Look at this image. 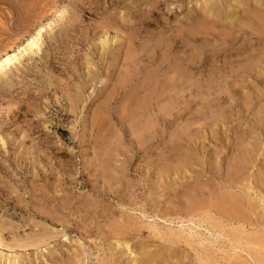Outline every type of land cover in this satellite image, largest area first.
<instances>
[{"label": "rangeland", "instance_id": "1", "mask_svg": "<svg viewBox=\"0 0 264 264\" xmlns=\"http://www.w3.org/2000/svg\"><path fill=\"white\" fill-rule=\"evenodd\" d=\"M260 14L264 0H0V264H129L127 243L163 250L166 228L194 231L191 252L172 245L185 264H264L263 207L245 226L187 217L245 152L263 159Z\"/></svg>", "mask_w": 264, "mask_h": 264}, {"label": "bare ground", "instance_id": "2", "mask_svg": "<svg viewBox=\"0 0 264 264\" xmlns=\"http://www.w3.org/2000/svg\"><path fill=\"white\" fill-rule=\"evenodd\" d=\"M244 1V0H243ZM254 1V0H253ZM222 2H223V0H222ZM232 3V2H231ZM261 3V2H260ZM221 4V3H220ZM224 4V3H223ZM229 5V4H228ZM223 6V5H222ZM206 7V6H205ZM218 8V7H217ZM240 8V7H239ZM225 10V9H224ZM223 11V10H222ZM228 11V10H227ZM261 13V12H260ZM211 14V13H210ZM263 15V14H262ZM261 14L259 15V16H262ZM236 16V15H235ZM228 17V16H227ZM230 17V16H229ZM263 18H264V16H262ZM231 18V17H230ZM236 18V17H235ZM262 19V18H261ZM264 20V19H263ZM262 27V26H261ZM242 28H243V26H242ZM110 31V30H109ZM202 31V30H201ZM230 31V30H229ZM191 32V31H190ZM218 32V31H217ZM189 33V32H188ZM183 34V33H182ZM230 34V33H229ZM193 35V34H192ZM192 35H191V37H192ZM253 35V34H252ZM257 35H259V34H257ZM262 34H260V36H261ZM189 36V35H188ZM227 36H229V35H227ZM262 36H264V35H262ZM119 37V36H118ZM230 38V37H229ZM261 39V38H260ZM123 40V39H122ZM34 45V44H33ZM163 45V44H162ZM166 45V44H165ZM30 49V48H29ZM36 49V48H35ZM31 50V49H30ZM198 50V49H197ZM38 52V51H37ZM253 53H254V51H253ZM6 55V54H5ZM136 55V54H135ZM137 57H139V56H137ZM252 57V56H251ZM245 58H247V57H245ZM11 59V58H10ZM139 59V58H138ZM6 60V59H5ZM5 62V61H4ZM258 62V61H257ZM256 62V63H257ZM128 63V62H127ZM175 63V62H174ZM130 65V64H129ZM139 66V65H138ZM253 66V65H252ZM256 66V65H255ZM191 67H192V65H191ZM136 68H137V66H136ZM255 68V67H254ZM130 69V68H129ZM170 69V68H169ZM175 69V68H174ZM256 69V68H255ZM259 69V68H258ZM133 71V70H132ZM173 71V70H172ZM171 71V72H172ZM241 71V70H240ZM256 71V70H255ZM157 72V71H156ZM168 72V71H167ZM159 73V72H158ZM180 73V72H179ZM214 74V73H213ZM218 74V73H217ZM234 74V73H233ZM236 74V73H235ZM244 74V73H243ZM247 74V73H246ZM253 75V74H252ZM236 76V75H235ZM176 77V76H175ZM239 77V76H238ZM250 77V76H249ZM173 78V77H172ZM211 78H213V77H211ZM244 78V77H243ZM255 78V77H254ZM227 79V78H226ZM232 79V78H231ZM241 79V78H240ZM180 80V79H179ZM182 80V79H181ZM139 81V80H138ZM143 81V80H142ZM177 81V80H176ZM214 81V80H213ZM228 81V80H227ZM147 82V81H146ZM171 82V81H170ZM174 82V81H173ZM183 82V81H182ZM196 82V81H195ZM172 83V82H171ZM170 83V84H171ZM189 83V82H188ZM211 83V82H210ZM220 83V82H219ZM145 84V83H144ZM169 84V85H170ZM182 84V83H181ZM221 84V83H220ZM243 84V83H242ZM247 84V83H246ZM246 84H244V85H246ZM253 84V83H252ZM251 84V85H252ZM175 85V84H174ZM176 85H178V84H176ZM187 85V84H186ZM214 85V84H213ZM250 85V86H251ZM249 86V85H248ZM154 87H156V85L154 86ZM187 87V86H186ZM185 87V88H186ZM192 87H194V86H192ZM223 87V86H222ZM228 87V86H227ZM246 87V86H245ZM224 88V87H223ZM233 88V87H232ZM243 88V87H242ZM252 88V87H251ZM157 89V88H156ZM248 89V88H247ZM246 89V90H247ZM253 89V88H252ZM257 90H258V88H256ZM149 90V89H148ZM174 90H176V89H174ZM233 90V89H232ZM236 90V89H235ZM147 91V90H146ZM162 91V90H161ZM227 91V90H226ZM225 91V92H226ZM248 91V90H247ZM160 92V91H159ZM173 92V91H172ZM232 92V91H231ZM238 92V91H237ZM227 93V92H226ZM251 93V92H250ZM249 93V94H250ZM260 93H262V92H260ZM144 94V93H143ZM169 94H170V92H169ZM225 94V93H224ZM233 94H236V91H234L233 92ZM160 95V94H159ZM163 95V94H162ZM161 95V96H162ZM166 95V94H165ZM227 95V94H226ZM261 95V94H260ZM177 96V95H176ZM175 96V97H176ZM231 96V95H230ZM141 97V96H140ZM236 97V96H235ZM251 97V96H250ZM249 97V98H250ZM156 98V97H155ZM244 98H245V96H244ZM157 99H159V98H157ZM237 99V98H236ZM250 99H252V98H250ZM215 100V99H214ZM232 100H234V99H232ZM246 100H247V98H246ZM246 100H244L243 99V101H245L246 103L248 102V101H246ZM236 101V100H235ZM254 101V100H253ZM133 103V102H132ZM154 103V102H153ZM244 102H242V104H243ZM149 104H150V102H149ZM245 104V103H244ZM143 105V104H142ZM141 105V106H142ZM145 107V106H144ZM147 107V106H146ZM150 107V106H149ZM243 107V106H242ZM229 108V107H228ZM231 108V107H230ZM137 109V108H136ZM164 109V108H163ZM263 109V108H262ZM130 110V109H129ZM176 110V109H175ZM158 111V110H157ZM140 112V111H139ZM138 112V113H139ZM149 113V112H148ZM161 113V112H160ZM260 113V112H259ZM126 114V113H125ZM144 114V113H143ZM124 115V114H123ZM161 115V114H160ZM123 117V116H122ZM143 117V116H142ZM126 118H127V116H126ZM124 119V118H123ZM122 119V120H123ZM161 119V118H160ZM164 119V118H163ZM139 121V120H138ZM226 121V120H225ZM151 122V121H150ZM210 123V122H209ZM216 123V122H215ZM222 124V123H221ZM155 125V124H154ZM205 126V125H204ZM208 126V125H207ZM215 126V125H214ZM224 127V126H223ZM226 127V126H225ZM216 128V127H215ZM215 128H213L212 130H214ZM227 128V127H226ZM152 130V129H151ZM150 130V131H151ZM188 130V129H187ZM216 130V129H215ZM263 130V129H262ZM224 131V130H223ZM183 132H185V131H183ZM214 132V131H213ZM142 134V133H141ZM140 134V135H141ZM215 134V133H214ZM183 135V134H182ZM186 135V134H185ZM211 135V134H210ZM188 136V135H187ZM185 137V136H184ZM214 137V136H213ZM224 137V136H223ZM118 138V137H117ZM186 138V137H185ZM219 138V137H218ZM139 139V138H138ZM256 139V138H255ZM254 139V140H255ZM140 141V140H139ZM172 141H174V140H172ZM215 142V141H214ZM219 142V141H218ZM217 141H216V143H218ZM256 142V141H255ZM260 144H262V143H260ZM184 146V145H183ZM190 146V145H189ZM253 147H254V145H252ZM257 146V145H256ZM178 147V146H177ZM176 147V148H177ZM261 147V146H260ZM180 148V147H179ZM178 148V149H179ZM186 148V147H185ZM225 148V147H224ZM234 148V147H233ZM262 148V147H261ZM258 149V148H257ZM256 148H251L250 150H248L247 152H245V154H244V156L245 157H243L242 158V156H240V158H239V160L236 162V163H234L233 164V168L232 167H230L229 169H228V173H227V178H225L226 179V183H224V189H222V190H218L217 192H213V194H211V197H210V199H208L209 200V202H208V204H201V203H197V204H195V205H193V207H192V205L190 206L191 208H193L194 210H196V212H193V213H190V214H188V216L187 217H189V222H193V218H195V217H202V215L203 214H209V213H211V212H214L215 214H216V216H218L220 219H223V220H226V221H228V222H236V223H238L237 225H239L240 223H247V220L249 219V217H246V215H245V213L246 212H249L250 210H252V209H261L262 207L264 208V193H262V191L261 192H259L258 190H257V188L258 187H260L259 188V190H261V188L262 189H264V164H262L261 165V163H259L258 162V159L259 158H261V157H259L260 155L258 154V151H256L257 150ZM185 150V149H184ZM259 150H261L260 148H259ZM182 151V153H183V149L181 150ZM217 152V151H216ZM260 152H264L263 150L262 151H260ZM189 153V152H188ZM191 153V152H190ZM213 153V152H212ZM219 153V152H218ZM108 154V153H107ZM193 154V153H192ZM112 155V154H111ZM178 154H176V156H177ZM179 155H180V153H179ZM182 156V155H181ZM180 156V157H181ZM184 156V155H183ZM196 156V155H195ZM194 156V157H195ZM261 156H263V159H259V160H263L264 161V153L261 155ZM105 157V156H104ZM110 157V156H109ZM108 157V158H109ZM114 157V156H113ZM188 157V156H187ZM218 157V156H217ZM259 157V158H258ZM111 159V158H110ZM193 159V158H192ZM109 160V159H108ZM180 161V160H179ZM183 161V160H182ZM185 161V160H184ZM188 161V160H187ZM195 161V160H194ZM231 161V160H230ZM236 161V160H235ZM188 162H190V161H188ZM193 162V161H192ZM262 162V161H261ZM104 163V162H103ZM178 163V162H177ZM180 163H182V162H180ZM179 163V164H180ZM214 163H215V161H214ZM108 164V163H107ZM111 164V163H110ZM110 164H108V165H110ZM186 164H190V163H187L186 162ZM193 164H194V162H193ZM231 164V163H230ZM105 165V164H104ZM195 165V164H194ZM213 165V164H212ZM216 165V164H215ZM210 166V165H209ZM219 166H220V164H219ZM230 166V165H229ZM182 167V166H181ZM185 167V166H184ZM186 167H187V165H186ZM189 167V166H188ZM212 167V166H211ZM214 167V166H213ZM216 167V166H215ZM106 168V167H105ZM104 167H103V169H105ZM179 168V167H178ZM171 169V168H170ZM188 169V168H187ZM217 169V168H216ZM221 169V168H220ZM251 169H256L257 170V172L253 175V174H251V179L253 180V182L252 183H254V186H248V185H250V184H244V180H243V178H240V176H242V175H244V173H248V172H250L251 171ZM108 171H109V169H107ZM179 170H181V169H179ZM193 170V169H192ZM172 171V170H171ZM170 171V172H171ZM175 171V170H174ZM178 171V170H177ZM176 171V172H177ZM187 171H189V169L187 170ZM213 171H214V169H213ZM181 172V171H180ZM218 172V171H217ZM253 172V171H252ZM167 173V172H166ZM251 173V172H250ZM172 174V173H171ZM188 174V173H187ZM246 174L244 175V176H246ZM249 174V173H248ZM164 175V174H163ZM162 175V176H163ZM250 175V174H249ZM172 176V175H171ZM243 176V177H244ZM170 177V176H169ZM178 177V176H177ZM184 177V176H183ZM182 177V178H183ZM197 177V176H196ZM189 178H191V176L189 177ZM246 178V177H245ZM250 178V177H249ZM175 179H176V177H175ZM188 179V178H187ZM177 180H179V179H177ZM246 180V179H245ZM251 180V181H252ZM250 181V180H249ZM171 182V181H170ZM185 182V181H184ZM161 184V183H160ZM175 184H176V182H175ZM220 184V183H219ZM239 185H240V187L241 188H239ZM215 188H216V186H215ZM206 189V188H205ZM235 189H237V190H241L242 189V191H243V193H236L234 190ZM198 190V189H197ZM202 190V189H201ZM207 191V190H206ZM241 191V192H242ZM239 192V191H238ZM188 193V192H187ZM190 193V192H189ZM188 193V194H189ZM201 195V194H200ZM187 196V195H186ZM186 196H185V198H186ZM205 197H207V196H205ZM192 198V197H191ZM199 198H200V196H199ZM207 198H209V197H207ZM206 199V198H205ZM195 200H196V197H195ZM194 200V201H195ZM202 200H204L203 199V196H202ZM207 200V199H206ZM171 201V200H170ZM193 201V203H195ZM171 203V202H170ZM187 205H189V204H187ZM160 208V207H159ZM166 209V208H165ZM175 209V208H174ZM174 209H173V211H174ZM171 210V209H170ZM170 210H169V212H170ZM178 210V209H177ZM263 211V210H262ZM262 211L261 212H259V213H262ZM187 212V211H186ZM168 213V212H167ZM166 213V214H167ZM174 213V212H173ZM213 213V214H214ZM169 214V213H168ZM176 214H177V212H176ZM181 214V213H180ZM250 214H251V212H250ZM254 214V213H253ZM179 215V214H178ZM205 215V216H206ZM249 215V214H248ZM264 215V214H263ZM159 216V215H158ZM255 216V215H254ZM49 217V216H48ZM187 217H184V218H187ZM165 218V217H164ZM170 218V217H169ZM203 218V217H202ZM214 218V217H213ZM257 218V217H256ZM163 219V218H162ZM166 219V218H165ZM175 219H178V218H176L175 217ZM200 218H198L197 219V221L199 220ZM206 219V218H205ZM182 220V219H181ZM181 220H179V221H181ZM204 220V219H203ZM208 220V219H207ZM206 220V221H207ZM250 220V219H249ZM252 220V219H251ZM258 220V219H257ZM165 221V220H164ZM187 221V220H186ZM217 221V220H216ZM256 221V220H255ZM168 222V221H167ZM181 222H183V220L181 221ZM195 222V221H194ZM199 222V226H201L202 224H203V222H200V220L198 221ZM211 222H213L214 223V219H212L211 220ZM217 222H219V221H217ZM253 222V221H252ZM213 223H212V225H213ZM257 223V222H256ZM192 224V223H191ZM201 224V225H200ZM208 224H211V223H208ZM219 224V223H218ZM223 224V223H222ZM243 224H241L240 226H242ZM250 224H252L251 222H250ZM250 224H248V225H250ZM111 225V224H110ZM215 226H216V224H214ZM227 225V224H226ZM230 225V224H229ZM263 225V224H262ZM118 226H120V225H118ZM206 226V225H205ZM244 226H245V224H244ZM211 227V226H210ZM235 227V226H234ZM243 227V226H242ZM134 228H135V226H134ZM138 228V227H137ZM160 228V227H159ZM162 228V227H161ZM206 228V227H205ZM208 228V227H207ZM217 228H219V230L220 229H223V227H222V225H217ZM241 227H239L238 229H240ZM125 229H126V227H125ZM154 229V228H153ZM170 228H168V230H167V228H166V231H162V233H159V230H156V234L157 233H159L158 234V236L160 235V237H158V238H162V240H163V243H165V245H167L168 244V246H166L163 250H158V249H160V247L161 246H157L156 247V249H155V251H154V249L153 248H151V249H153V251L151 252L150 250L149 251H147V246H145V245H143V248H141V251L140 252H138V254L136 253V251H138V250H136L135 251V249L134 250H132L131 248H130V246H129V243H127L126 244V254L124 255L122 252V254L127 258V261H128V263L129 264H185V261H189L190 263H191V261L190 260H192V259H190V257H188L187 256V254H184V252L183 253H181L180 251V253H178V249L176 250L174 247H172V245L173 246H175L176 247V245L178 244H187L188 245V247L190 246V247H192V245L193 244H195V242L193 241V237H192V234H194L193 232H192V234H190L189 233V235H187L188 237H184V235H183V233L184 232H181L180 230H178V231H180V232H178V231H174V229L173 230H169ZM212 229V228H211ZM6 230H7V227H5L3 224H1L0 225V231L1 232H6ZM109 230H111V229H109ZM116 230V229H115ZM114 230V231H115ZM128 230V229H127ZM131 230V229H130ZM155 230V229H154ZM154 230H152L153 232H154ZM184 230V229H183ZM188 230V229H187ZM191 230V229H190ZM199 230H201V229H199ZM206 230H208V229H206ZM213 230H215V228L213 229ZM213 230H211V231H213ZM216 230H218V229H216ZM8 231V230H7ZM149 231H151V230H149ZM158 231V232H157ZM204 231V230H203ZM209 231V230H208ZM242 231V230H241ZM258 231V230H257ZM14 232V231H13ZM115 232H117V231H115ZM130 231H128V233H129ZM190 232V231H189ZM228 232H230L229 230H228ZM232 233H233V231H231ZM230 232V233H231ZM254 232V231H253ZM63 233V232H62ZM118 233H119V231H118ZM121 233H123V234H125V232L123 231V232H121ZM121 233H119V234H121ZM127 233V234H128ZM136 233H137V231H136ZM140 232H138L137 234H139ZM205 233V232H204ZM218 233V232H217ZM220 233H222V231L220 232ZM226 233V232H225ZM244 233V232H243ZM242 233V234H243ZM131 234V233H130ZM135 234V233H134ZM196 234V233H195ZM200 234V233H199ZM201 234H202V232H201ZM215 234H216V232H215ZM233 234H235V233H233ZM245 234V233H244ZM257 234V233H256ZM46 235V234H45ZM62 235H64V234H62ZM154 235H155V233H154ZM228 235V234H227ZM226 235V236H227ZM237 235V234H236ZM261 235V234H260ZM125 236V235H124ZM157 236V235H156ZM199 236V235H198ZM204 236H206V235H204ZM204 236H203V238H202V241L201 240H199V241H201L200 243L199 242H197L198 244H196V245H198V246H202L203 245V239H204ZM213 236H215V235H213ZM223 236H225L224 234H223ZM229 236H230V234H229ZM238 236V235H237ZM237 236H235V237H237ZM39 237V236H38ZM49 237V236H48ZM217 237H219V236H217ZM216 237V238H217ZM228 237V236H227ZM41 238V237H40ZM46 238V237H45ZM207 238V237H206ZM234 238V237H233ZM239 238V237H238ZM247 238V237H246ZM248 238H250V237H248ZM256 238V237H255ZM43 239V238H42ZM119 239H123V238H119ZM190 239L191 241L189 242L188 240ZM195 239V238H194ZM200 239H201V237H200ZM207 239H209V238H207ZM212 239H213V237H212ZM215 239V238H214ZM213 239V240H214ZM223 239V238H222ZM230 239H231V237H230ZM236 239V238H235ZM241 239V238H240ZM243 239V238H242ZM34 240V239H33ZM45 240V239H44ZM51 240V239H50ZM106 240V239H105ZM159 240V239H158ZM205 240V239H204ZM220 240V239H219ZM227 240V239H226ZM232 240V239H231ZM234 240V239H233ZM237 240V239H236ZM249 240V239H248ZM253 240V239H252ZM140 241V240H139ZM208 241H210L211 242V240H208ZM218 241V240H217ZM224 241H225V239H224ZM230 241V240H229ZM238 241V240H237ZM236 241V242H237ZM241 242H238V243H236V245L234 246V249H239V247H241V246H244V245H246L249 249H252V250H254V248H252L253 246L250 244V243H247L246 241H244V242H242V240H240ZM19 242V241H18ZM42 242H44V241H42ZM42 242H40V243H42ZM116 242V241H115ZM122 242V241H121ZM206 242V241H205ZM221 242V241H220ZM231 242V241H230ZM255 242H257V241H255ZM259 242V241H258ZM17 243V242H16ZM29 243H30V241H29ZM34 243V242H33ZM37 243H39V242H37ZM113 243V242H112ZM123 243V242H122ZM143 243V242H142ZM161 243V242H160ZM162 243V244H163ZM212 243V242H211ZM215 244H216V242H214ZM254 243V242H253ZM262 243H263V241H262ZM1 244V243H0ZM95 244V243H94ZM141 244V243H140ZM205 244H207V243H205ZM231 244V243H230ZM14 245V244H13ZM20 245V244H19ZM39 245H41V244H39ZM42 245H44V243L42 244ZM114 246L116 245V243L115 244H113ZM112 245V246H113ZM125 245V244H124ZM142 245V244H141ZM164 245V244H163ZM210 245V244H209ZM226 245V244H225ZM234 245V244H233ZM232 245V246H233ZM241 245V246H240ZM256 245H258V244H256ZM1 246V245H0ZM37 246V245H36ZM77 246V245H76ZM117 246V245H116ZM186 246V245H185ZM206 246V245H205ZM213 246H214V244H213ZM213 246H212V248H213ZM264 246V245H263ZM22 247V246H21ZM43 247V246H42ZM46 247V246H45ZM137 247V246H136ZM141 247V246H140ZM155 247V246H154ZM178 247V246H177ZM181 247V246H180ZM179 247V248H180ZM190 247H189V250H190ZM210 247V246H209ZM228 247V246H227ZM245 247V246H244ZM243 247V248H244ZM112 248V247H111ZM114 248H116V247H114ZM124 248V250H125V247H123ZM196 248V247H195ZM203 248V247H202ZM206 248H208V247H206ZM242 248V249H243ZM1 249V248H0ZM38 249H39V247H38ZM95 249V248H94ZM118 249V248H117ZM197 249V248H196ZM201 248H199V250H200ZM231 249H233V247H231ZM241 249V248H240ZM248 249V251H250ZM257 249V251H256V253L257 254H260V252L259 251H261V249L262 248H260V247H257L256 248ZM255 249V250H256ZM75 250V249H74ZM115 251H116V249H114ZM123 250V251H124ZM195 251V250H194ZM194 251H192V252H194ZM206 251V250H205ZM208 251H209V248H208ZM217 251V250H216ZM230 251V250H229ZM236 251V250H235ZM240 251V250H239ZM243 252H245L244 251V249L242 250ZM8 252V251H7ZM50 252V251H49ZM53 252V251H52ZM190 252H191V250H190ZM198 252V251H197ZM225 252V251H224ZM232 252V251H231ZM255 252V251H254ZM222 253V252H221ZM247 253H249V252H247ZM251 253V252H250ZM256 253L254 254L255 256H256ZM54 254H55V252H54ZM118 254V253H117ZM210 254H212V253H210ZM242 254V253H241ZM239 255V254H238ZM253 255V256H254ZM20 256V255H19ZM193 256V255H192ZM210 256H212V255H210ZM213 256H215V255H213ZM231 256V255H230ZM242 256V255H241ZM240 256V257H241ZM251 256V255H250ZM254 256V257H255ZM35 257V256H34ZM53 257V256H52ZM119 257V256H118ZM194 257H196V260H197V262H198V264H214V261H215V259H212V258H210L207 254H203V253H196V256H195V254H194ZM253 257V258H254ZM1 258V257H0ZM49 258H51V257H49ZM115 258V257H114ZM113 258V259H114ZM224 258V257H223ZM256 259L258 258L257 256L255 257ZM18 259V258H17ZM33 259V258H32ZM39 259V258H38ZM53 259V258H52ZM117 259V258H116ZM218 259V258H217ZM236 259V258H235ZM252 259V258H251ZM262 259V258H261ZM6 260V259H5ZM8 260V259H7ZM41 260H42V258L40 259V262H41ZM44 260V259H43ZM72 260V259H71ZM109 260V259H108ZM223 260H226V258L225 259H223ZM231 260V259H230ZM254 260V259H253ZM252 260V261H253ZM9 262H11L12 264H16L17 262H16V259L14 258L13 260H8ZM23 261V260H22ZM45 261V260H44ZM55 261V260H54ZM106 261V260H105ZM126 261V262H127ZM219 261V260H218ZM261 261V260H260ZM259 261V262H260ZM1 262V261H0ZM8 262V263H9ZM36 262V261H35ZM63 262V261H62ZM69 262V261H68ZM76 262V261H75ZM104 262V261H103ZM193 262V264H194V261H192ZM238 262V261H237ZM255 263L257 262V261H254ZM263 262V261H262ZM262 262H260V263H262ZM10 263V264H11ZM29 263V262H28ZM49 263V262H48ZM76 263H78V262H76ZM102 263V262H101ZM109 263V262H108ZM115 264H117L118 262L117 261H115L114 262ZM189 263V264H190ZM216 263H218V262H216ZM224 263V262H223ZM227 263V262H226ZM236 263V262H235ZM258 263V262H257ZM5 264V263H4ZM24 264V263H23ZM54 264V263H53ZM63 264V263H62ZM80 264V263H79ZM187 264V263H186ZM196 264V263H195ZM237 264V263H236ZM242 264V263H241ZM259 264V263H258Z\"/></svg>", "mask_w": 264, "mask_h": 264}]
</instances>
